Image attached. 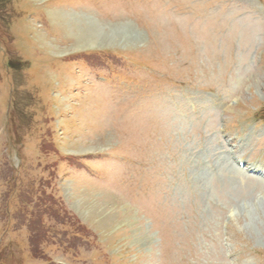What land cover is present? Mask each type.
I'll return each instance as SVG.
<instances>
[{
    "label": "rangeland",
    "instance_id": "374dc122",
    "mask_svg": "<svg viewBox=\"0 0 264 264\" xmlns=\"http://www.w3.org/2000/svg\"><path fill=\"white\" fill-rule=\"evenodd\" d=\"M258 4L0 0V264H264Z\"/></svg>",
    "mask_w": 264,
    "mask_h": 264
},
{
    "label": "bare ground",
    "instance_id": "6f19581e",
    "mask_svg": "<svg viewBox=\"0 0 264 264\" xmlns=\"http://www.w3.org/2000/svg\"><path fill=\"white\" fill-rule=\"evenodd\" d=\"M121 29H122V31H125L126 29L130 30V28H127V27H124V28H123V26H122ZM99 36H102V35H99ZM81 41H82V40H81ZM81 41H80V42H81Z\"/></svg>",
    "mask_w": 264,
    "mask_h": 264
}]
</instances>
